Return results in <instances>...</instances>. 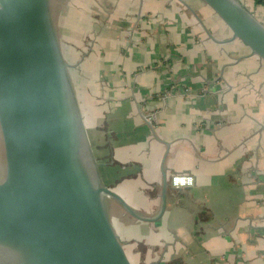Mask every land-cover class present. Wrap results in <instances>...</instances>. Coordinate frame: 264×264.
<instances>
[{
  "label": "crops",
  "instance_id": "0c3cea01",
  "mask_svg": "<svg viewBox=\"0 0 264 264\" xmlns=\"http://www.w3.org/2000/svg\"><path fill=\"white\" fill-rule=\"evenodd\" d=\"M107 1L112 15L98 25L84 13L102 0H84L80 21L65 17L75 37L63 54L72 64L78 47L96 54L78 71L88 76L79 107L102 182L139 215L107 201L129 256L264 264V163L253 156L262 151L264 62L225 25L208 28L201 0ZM177 172L193 174V185L167 187Z\"/></svg>",
  "mask_w": 264,
  "mask_h": 264
},
{
  "label": "water",
  "instance_id": "95a60500",
  "mask_svg": "<svg viewBox=\"0 0 264 264\" xmlns=\"http://www.w3.org/2000/svg\"><path fill=\"white\" fill-rule=\"evenodd\" d=\"M201 1L264 62L241 0ZM49 2L0 0V264H135L107 201L139 215L101 180Z\"/></svg>",
  "mask_w": 264,
  "mask_h": 264
},
{
  "label": "rangeland",
  "instance_id": "374dc122",
  "mask_svg": "<svg viewBox=\"0 0 264 264\" xmlns=\"http://www.w3.org/2000/svg\"><path fill=\"white\" fill-rule=\"evenodd\" d=\"M86 1V0H85ZM170 1V0H169ZM246 6H248L247 4H249V9L254 12V14L257 16V18L260 21H263L264 23V8L261 6H258L257 4H255L257 7H255L254 2L252 0H241ZM249 1V2H248ZM88 6L89 8L85 7V13H84V17L87 18L89 23L92 24H99V21L103 20L104 17L102 16H106L107 18H109V16H111L112 14H109L110 10L112 9L110 7L109 2L106 0V2H103L100 4V6L98 5V3L92 4L91 2ZM50 4V9H51V14L53 17V22H54V26L61 44V47L63 49L64 54L66 55V57H68V55L65 53L66 47L70 44L73 45L72 42L74 40L75 34L71 31V26H69L68 21L65 23V17H70L71 19L76 18L77 21H80L79 19L81 18V8L79 6H83L87 5V3L84 2V0H50L49 2ZM104 4V5H102ZM97 5V6H96ZM103 6V7H102ZM180 9H186V7L184 5L180 6ZM78 11V13H77ZM187 11V10H186ZM126 9L124 7V5L121 3V5L119 6V8L117 9V13L122 14L123 16L127 15L126 13ZM200 14L202 15L203 23L207 25V27H211V26H215L216 24L221 23L223 26V22L219 19V17L212 11V9L205 4L204 6V10L200 11ZM83 15V13H82ZM195 16V15H194ZM198 20V18H197ZM200 21V20H199ZM203 23L199 22L200 27L202 29H204L205 27L203 26ZM73 26V23L71 21V24ZM92 29H97V26L91 27V31H88L86 37L88 38V41L90 39H92V37L90 35H93V31ZM76 31V30H75ZM205 31V30H204ZM208 34V33H207ZM90 36V37H89ZM211 39H213V41L215 40L212 36H210ZM100 41L99 38H97V44ZM62 44H64L62 46ZM123 45H125V43H122ZM69 45V46H70ZM65 46V47H64ZM68 48V47H67ZM92 49V50H91ZM78 51L77 55L75 57L74 60V64L70 63L72 66H74V68H70V73L72 76V83L74 84V89L76 92V96L77 99L79 101V105L81 106L82 109L85 108V94H84V89L82 87V82L84 80H87L88 76H79V72L83 75L85 72V65L86 63L89 61V57H92V55H94V49L92 48V45L90 44V48L86 47H78ZM97 50V48L95 49V51ZM89 53H91V55L89 56ZM96 56V54L93 56V58ZM69 58V57H68ZM124 57H122L121 59L123 60ZM72 60V61H73ZM71 61V62H72ZM95 73H98L99 71L97 69L94 70ZM88 89H86L85 91H87ZM261 130L260 133L262 132L261 136H258V140H261V152H259L257 155L254 154L253 156L256 157H261L260 153L262 154L261 157V162L264 163V124L262 123L261 125ZM261 137V138H260ZM260 138V139H259ZM92 144V143H91ZM3 170H4V163H3V148H2V142H1V135H0V178L3 175ZM261 182H264V165L262 168L261 173L259 174ZM259 180V179H258ZM262 190L264 191V185L262 186ZM262 221L264 222V213H262ZM135 264H149L147 261H137V263Z\"/></svg>",
  "mask_w": 264,
  "mask_h": 264
},
{
  "label": "built area",
  "instance_id": "2783aa9c",
  "mask_svg": "<svg viewBox=\"0 0 264 264\" xmlns=\"http://www.w3.org/2000/svg\"><path fill=\"white\" fill-rule=\"evenodd\" d=\"M147 120L151 119V116H147L146 117ZM169 182L170 185L174 188V189H184L186 187H189L191 185H193L194 183V176L191 173H181V172H177V173H173L170 178H169Z\"/></svg>",
  "mask_w": 264,
  "mask_h": 264
},
{
  "label": "trees",
  "instance_id": "16d2710c",
  "mask_svg": "<svg viewBox=\"0 0 264 264\" xmlns=\"http://www.w3.org/2000/svg\"><path fill=\"white\" fill-rule=\"evenodd\" d=\"M255 4L264 8V0H253Z\"/></svg>",
  "mask_w": 264,
  "mask_h": 264
}]
</instances>
